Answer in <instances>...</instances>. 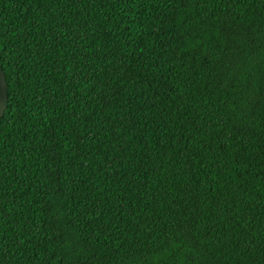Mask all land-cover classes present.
I'll return each instance as SVG.
<instances>
[{"label": "trees", "instance_id": "obj_1", "mask_svg": "<svg viewBox=\"0 0 264 264\" xmlns=\"http://www.w3.org/2000/svg\"><path fill=\"white\" fill-rule=\"evenodd\" d=\"M0 264H264V0H0Z\"/></svg>", "mask_w": 264, "mask_h": 264}, {"label": "water", "instance_id": "obj_2", "mask_svg": "<svg viewBox=\"0 0 264 264\" xmlns=\"http://www.w3.org/2000/svg\"><path fill=\"white\" fill-rule=\"evenodd\" d=\"M7 85L5 80V75L0 67V119L3 117L4 112L7 107Z\"/></svg>", "mask_w": 264, "mask_h": 264}]
</instances>
